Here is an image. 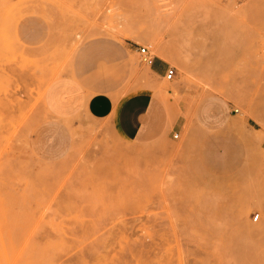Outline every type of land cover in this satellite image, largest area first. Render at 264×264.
<instances>
[{"label":"rangeland","instance_id":"374dc122","mask_svg":"<svg viewBox=\"0 0 264 264\" xmlns=\"http://www.w3.org/2000/svg\"><path fill=\"white\" fill-rule=\"evenodd\" d=\"M67 78L163 99L126 139ZM262 228L264 0H0V264H264Z\"/></svg>","mask_w":264,"mask_h":264},{"label":"crops","instance_id":"0c3cea01","mask_svg":"<svg viewBox=\"0 0 264 264\" xmlns=\"http://www.w3.org/2000/svg\"><path fill=\"white\" fill-rule=\"evenodd\" d=\"M138 46L136 48L137 53ZM148 65L152 72L164 76L166 68L164 62L159 58H155V54L153 63ZM57 86L69 90L72 103H82L89 116L105 121L108 126L126 139H141L145 135L148 119L154 114L163 99L153 95L151 88L130 89L122 94L101 90L84 93L80 89V84L69 78L52 84L55 89ZM53 88L52 92L55 91Z\"/></svg>","mask_w":264,"mask_h":264},{"label":"built area","instance_id":"2783aa9c","mask_svg":"<svg viewBox=\"0 0 264 264\" xmlns=\"http://www.w3.org/2000/svg\"><path fill=\"white\" fill-rule=\"evenodd\" d=\"M138 55H139V59L146 64H151L154 61V54L150 50L149 46L146 44L144 45L140 44L138 46ZM175 73H176L175 66L167 65L164 71V77L170 80L175 76ZM174 135L176 136L177 134L175 133ZM258 217H259V213H256L253 216V219L256 220Z\"/></svg>","mask_w":264,"mask_h":264},{"label":"bare ground","instance_id":"6f19581e","mask_svg":"<svg viewBox=\"0 0 264 264\" xmlns=\"http://www.w3.org/2000/svg\"><path fill=\"white\" fill-rule=\"evenodd\" d=\"M159 55H160L161 57L168 56V55L166 54V52H165L163 49H161V50L159 51ZM262 229H264V228H262ZM262 231H263V230H262Z\"/></svg>","mask_w":264,"mask_h":264}]
</instances>
